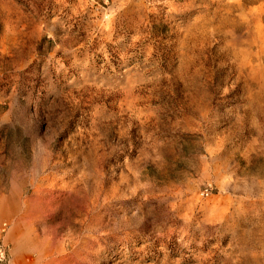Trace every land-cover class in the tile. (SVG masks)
<instances>
[{
    "label": "rangeland",
    "instance_id": "obj_1",
    "mask_svg": "<svg viewBox=\"0 0 264 264\" xmlns=\"http://www.w3.org/2000/svg\"><path fill=\"white\" fill-rule=\"evenodd\" d=\"M1 222L12 264H264V0H0Z\"/></svg>",
    "mask_w": 264,
    "mask_h": 264
},
{
    "label": "built area",
    "instance_id": "obj_2",
    "mask_svg": "<svg viewBox=\"0 0 264 264\" xmlns=\"http://www.w3.org/2000/svg\"><path fill=\"white\" fill-rule=\"evenodd\" d=\"M205 194H207V191H205ZM6 228H7V223L1 222L0 223V264H12L9 258L7 247L1 239V235L5 232Z\"/></svg>",
    "mask_w": 264,
    "mask_h": 264
}]
</instances>
